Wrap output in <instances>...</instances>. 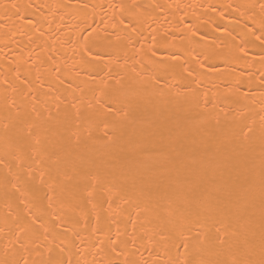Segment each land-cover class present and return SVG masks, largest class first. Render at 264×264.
Here are the masks:
<instances>
[{"label": "bare ground", "instance_id": "1", "mask_svg": "<svg viewBox=\"0 0 264 264\" xmlns=\"http://www.w3.org/2000/svg\"><path fill=\"white\" fill-rule=\"evenodd\" d=\"M0 264H264V0H0Z\"/></svg>", "mask_w": 264, "mask_h": 264}]
</instances>
